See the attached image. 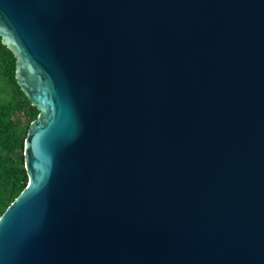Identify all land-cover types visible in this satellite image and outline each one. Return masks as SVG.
I'll return each instance as SVG.
<instances>
[{"label": "water", "instance_id": "obj_1", "mask_svg": "<svg viewBox=\"0 0 264 264\" xmlns=\"http://www.w3.org/2000/svg\"><path fill=\"white\" fill-rule=\"evenodd\" d=\"M39 110L0 264H264V0H0Z\"/></svg>", "mask_w": 264, "mask_h": 264}, {"label": "trees", "instance_id": "obj_2", "mask_svg": "<svg viewBox=\"0 0 264 264\" xmlns=\"http://www.w3.org/2000/svg\"><path fill=\"white\" fill-rule=\"evenodd\" d=\"M16 61L0 36V91L10 95L0 99V218L29 183L25 141L40 114L18 84Z\"/></svg>", "mask_w": 264, "mask_h": 264}, {"label": "rangeland", "instance_id": "obj_3", "mask_svg": "<svg viewBox=\"0 0 264 264\" xmlns=\"http://www.w3.org/2000/svg\"><path fill=\"white\" fill-rule=\"evenodd\" d=\"M10 97V95H8V93L7 92H2V91H0V99H7V98H9Z\"/></svg>", "mask_w": 264, "mask_h": 264}]
</instances>
